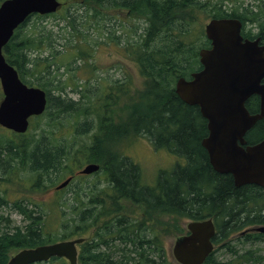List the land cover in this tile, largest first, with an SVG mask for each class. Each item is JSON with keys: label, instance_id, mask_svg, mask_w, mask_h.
I'll list each match as a JSON object with an SVG mask.
<instances>
[{"label": "trees", "instance_id": "obj_1", "mask_svg": "<svg viewBox=\"0 0 264 264\" xmlns=\"http://www.w3.org/2000/svg\"><path fill=\"white\" fill-rule=\"evenodd\" d=\"M60 1L62 6L55 13L29 15L2 48L21 81L42 88L47 100L45 110L30 118L27 133L7 134V129L0 128V181H12L19 171H26L23 181L18 180L25 188L38 194L51 188L54 192L48 203L31 194L9 203L0 193V208L9 203L23 221L13 224L0 213V264L7 262L13 250L68 239L70 232L85 237L78 264H179L163 244L160 224L172 225L181 235L186 231L178 225L180 219L206 218L214 224V248L202 264L255 262L259 258L255 250L238 252L232 240L264 237L263 232L250 229L264 225V187L235 186L230 174L212 168L201 145L207 135L206 120L196 105L178 97L174 83L178 76L186 78L201 68L198 50L209 46L203 19L237 17L243 27L251 22L257 26L254 35L264 44V0L240 11L224 0ZM121 10L144 17L148 24L136 42L125 33L126 56L135 64L139 87L133 86L129 75L121 79L108 73L94 77L99 83L97 90L91 89L90 74L80 77L77 71L95 69L93 54L99 42L87 38L85 30L102 32L119 44L120 36L111 31L119 23L114 26L110 18ZM57 15L61 25L57 21V26L28 27L31 17ZM134 28L136 32L139 25ZM59 30L55 40L52 33ZM66 87L77 95L75 99L68 96ZM246 107L256 112L258 97L251 96ZM139 135L180 159L170 171H160L152 185L142 182L140 168L131 158L116 157L103 148L113 140ZM263 137L261 119L245 139L250 144ZM87 163L99 165V172L107 176V190L96 193V185L71 186L72 179L56 188ZM71 199L73 204L67 203ZM135 210L139 214L132 216ZM68 228L71 231L64 233ZM218 244L232 252L226 262L213 255ZM32 264L70 263L64 257H51Z\"/></svg>", "mask_w": 264, "mask_h": 264}, {"label": "water", "instance_id": "obj_2", "mask_svg": "<svg viewBox=\"0 0 264 264\" xmlns=\"http://www.w3.org/2000/svg\"><path fill=\"white\" fill-rule=\"evenodd\" d=\"M62 6L60 0H3L0 3V125L24 133L32 116L46 107V92L21 81L17 70L2 53L14 30L31 14H50ZM237 17H212L204 24L209 47L198 50L201 68L188 78L178 76L174 90L186 104L196 105L206 120L207 135L201 139L208 161L219 173L232 176L235 186L255 184L264 187V137L248 144L245 135L258 121L264 120V44L243 38ZM256 95L258 109L250 112L247 99ZM97 163L85 164L79 172L90 174ZM70 177L56 188L64 187ZM187 232L177 235L171 256L179 264H201L212 251L215 228L212 219L190 220ZM250 229L264 233V225ZM82 237L25 247L10 255L4 264H32L51 257L77 262L76 244Z\"/></svg>", "mask_w": 264, "mask_h": 264}, {"label": "rangeland", "instance_id": "obj_3", "mask_svg": "<svg viewBox=\"0 0 264 264\" xmlns=\"http://www.w3.org/2000/svg\"><path fill=\"white\" fill-rule=\"evenodd\" d=\"M224 3H227L229 7L232 9H238L239 11L242 10L244 7H254L257 3H261V0H224ZM117 17H111L110 22L113 21V25L116 26L117 22L119 23V28L111 29V31L114 32L115 35L120 36V43L116 44L112 42L111 40L107 39L104 33L98 34L96 31L94 32H88L89 30H85V34L87 38H90L91 40L99 42L97 48L95 47V51L93 54V60L95 59V69H88L81 68L77 71V75L82 77L90 74L91 81H90V87L91 89H96L99 82L95 83L94 77L98 78L101 76H106L108 73L113 78H121L123 76H130L132 84L134 87H139V75L137 73L135 64L129 59L127 55L128 51L125 50L124 42L126 40L125 33L128 34L127 38L129 40H134L135 42L138 40L137 34H139V31L147 28L148 24L144 17L139 16L138 14L130 13L127 10H121L116 11ZM59 21V25L62 23V19L60 16H47L43 18H36L31 17L28 27H39L41 24H45L47 26H57L55 23ZM208 21V18L203 21L202 28L204 29V24ZM139 25V28L136 32H133L132 29H135L134 26ZM244 29L246 31L255 32L257 30V26L251 22H246L244 24ZM101 31L108 32L109 29H101ZM62 31L59 30V32L52 33V37L56 39L57 35H59ZM205 35V34H204ZM206 38V37H205ZM106 39L108 40L107 43ZM207 39V38H206ZM60 42H55L54 45L57 46V44ZM58 47V46H57ZM93 71V72H92ZM108 74V75H109ZM94 75V76H92ZM69 87H66V90L68 91V96L72 98H76L77 95L75 93L69 92ZM1 91V89H0ZM94 92V91H93ZM92 92V93H93ZM51 93L53 95H56V91L52 90ZM2 94V92H1ZM2 97V95H1ZM0 97V99H1ZM45 119H42L38 124H42ZM33 120L30 119L29 125H31ZM2 128V127H0ZM29 128V127H28ZM2 131L6 132L3 130ZM8 133L11 134L14 133L11 130L7 129ZM28 130V129H27ZM27 133V131H26ZM25 134V133H24ZM83 139L87 140V137L85 135L82 136ZM105 149H108L111 151V153H115L114 156L120 157L119 155H126L129 158L132 159L140 168L141 173V180L143 183L150 184L154 182V179L156 178L157 174H159L160 171H170L172 167L174 166L176 160L179 159V157L167 152L166 150L162 148H155L149 138H147L144 135H139L136 137L125 139V137L122 140H113L109 145H104ZM180 160V159H179ZM83 165V164H82ZM78 166L73 174V179L71 181V186L75 185H85L86 187L91 188V186L96 185V193L101 192V189L107 190V176L100 172L98 175H90V176H80L79 173H77L78 169L82 166ZM20 176L16 179H13L12 181L6 182V181H0V193L4 194L6 196V199L10 203L12 200L19 198V196L26 195H32L39 197L43 202H50L53 199V190L52 188L48 190V192L44 194H38L35 191H29L28 188H25L23 183H19L18 180H22L24 176H27L26 171H19L18 173ZM0 177H1V170H0ZM101 178V179H100ZM16 180V181H14ZM88 189V188H86ZM52 190V191H51ZM95 191V190H94ZM93 191V193H94ZM73 204V199L67 201V203ZM7 204L4 206V208H0V213H2L5 216H8V218L13 222V224H23L22 218L19 215L18 212L13 211L9 208L10 204ZM138 210L133 211L130 213L132 216H135L139 214ZM164 220H166V217H164ZM186 223L187 219H180L178 225L186 231ZM158 224H160L158 222ZM162 227L160 229V233L163 237V244L167 250L171 254V245L173 239L178 235V230H175L176 228L171 226H168L167 228H164L163 224H160ZM164 229V230H163ZM71 231L70 228L66 229L64 233H69ZM70 238H76L79 236V234H72L70 232ZM232 243L235 247V249L238 252H242L246 249H252L255 250V253L259 258L255 260V262H251L250 264H264V237L259 240H250V239H235L232 240ZM215 248H217L214 252V257L219 261H226L231 257L232 252L228 251L225 247H220V245H215ZM16 250L11 251L9 254H13Z\"/></svg>", "mask_w": 264, "mask_h": 264}, {"label": "flooded vegetation", "instance_id": "obj_4", "mask_svg": "<svg viewBox=\"0 0 264 264\" xmlns=\"http://www.w3.org/2000/svg\"><path fill=\"white\" fill-rule=\"evenodd\" d=\"M250 33V36H247V35H245L246 33ZM241 35L243 36V38H248V39H255V38H257V37H259L258 35H254L255 34V32H250V31H246L245 29H244V27H243V24H242V26H241ZM259 44H263L261 41H260V37H259V42H258ZM249 99V98H248ZM247 99V100H248ZM79 174H81L80 172H79V170L77 171ZM98 174H100V172H99V170L98 171H96V172H93V173H90V174H81V175H86V176H90V175H98ZM69 177H71V179H73V175L71 176V175H69ZM101 179V178H100ZM184 234V233H183ZM80 237H82V238H84L85 239V237L84 236H80ZM78 238V237H77ZM76 249H77V259H78V254H79V251H80V243H78V244H76ZM76 264H78V260H77V262H76Z\"/></svg>", "mask_w": 264, "mask_h": 264}, {"label": "bare ground", "instance_id": "obj_5", "mask_svg": "<svg viewBox=\"0 0 264 264\" xmlns=\"http://www.w3.org/2000/svg\"><path fill=\"white\" fill-rule=\"evenodd\" d=\"M253 219V218H252ZM226 262V261H225Z\"/></svg>", "mask_w": 264, "mask_h": 264}]
</instances>
